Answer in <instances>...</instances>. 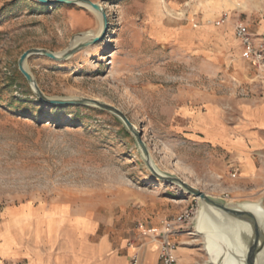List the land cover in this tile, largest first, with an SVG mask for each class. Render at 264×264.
<instances>
[{"label": "rangeland", "instance_id": "obj_1", "mask_svg": "<svg viewBox=\"0 0 264 264\" xmlns=\"http://www.w3.org/2000/svg\"><path fill=\"white\" fill-rule=\"evenodd\" d=\"M91 1L103 7L107 27L83 6L0 0V264H19L11 258L18 226L39 207L91 214L100 223L92 240H125L134 255L159 245L164 222L199 202L153 175L115 114L39 99L19 69L29 50L62 53L76 37L98 35L65 60L27 58L43 93L120 109L160 172L212 197L227 193L234 178L226 151L199 140L191 124L212 103L217 113L244 97L234 26L241 20L255 31L264 0ZM175 238L195 249L196 264L208 260L194 231Z\"/></svg>", "mask_w": 264, "mask_h": 264}, {"label": "crops", "instance_id": "obj_2", "mask_svg": "<svg viewBox=\"0 0 264 264\" xmlns=\"http://www.w3.org/2000/svg\"><path fill=\"white\" fill-rule=\"evenodd\" d=\"M250 31L264 39V18L255 31L251 28ZM236 50L239 72L247 77L244 97L232 101L224 110L217 107V113L212 103L211 112L208 109L204 115H196L191 131L202 142L222 147L229 163L239 167V172L229 180L228 192L219 198L264 205V83L256 74L248 75L250 67L244 61L242 46ZM198 207L199 202L197 211ZM42 210V207L33 209L18 226L17 246L11 258L19 264H128L133 256L125 240H112L107 235L92 240L100 223L91 214L76 216L66 208L59 212ZM193 230L195 233L194 227ZM200 238L205 251L204 239ZM205 253L208 260L204 264H208L209 256ZM197 255L195 249L180 246L176 259L178 264H196ZM158 256L159 245L151 244L141 254V264H159Z\"/></svg>", "mask_w": 264, "mask_h": 264}, {"label": "water", "instance_id": "obj_3", "mask_svg": "<svg viewBox=\"0 0 264 264\" xmlns=\"http://www.w3.org/2000/svg\"><path fill=\"white\" fill-rule=\"evenodd\" d=\"M37 1L50 5L66 4L90 7L101 14L104 25L103 28L107 27V17L103 7L91 0ZM100 39L101 37H95L84 42L83 45L78 44L75 47L67 50L61 57H58L56 53H52L43 49L29 50L21 56L19 60V69L27 79L33 92L45 103L52 105H69L77 103L88 104L115 114L135 136L136 141L143 152L147 166L153 175L161 181L178 185L189 195L199 200L198 211L192 227H194L196 232L204 239V247L209 256L208 264H260L259 255L264 251V227L262 226L256 213L242 208L239 206L241 203L228 202L225 199L212 197L211 195L205 193L204 191L189 184L179 177L165 175L164 173L160 172L152 162L151 156L149 155V151L142 139L141 133L120 109L112 105L102 103L98 100L83 99L80 101H72L49 98L43 93L35 78L26 69V60L31 55H44L54 60H65L79 49L87 47L90 44H94ZM258 203L264 208L262 202ZM217 214H220L222 217L233 219V225L227 224L225 230L223 228H219L209 234L203 231V218L208 217L209 219L215 220L217 218ZM209 238L214 243L211 250H208L206 247V242Z\"/></svg>", "mask_w": 264, "mask_h": 264}, {"label": "built area", "instance_id": "obj_4", "mask_svg": "<svg viewBox=\"0 0 264 264\" xmlns=\"http://www.w3.org/2000/svg\"><path fill=\"white\" fill-rule=\"evenodd\" d=\"M234 32L236 39L243 48L244 59L256 70L258 78L264 83V39L253 34L248 24L241 20L235 24ZM232 172L235 176L239 172V167L233 165ZM225 198H228V195H225ZM196 213L197 208L192 205L178 217L164 222L163 231L156 235V238L159 239V264H178L176 252L181 246V242L175 237L182 233H192L194 231L192 224ZM141 262V254L136 253L131 257L129 264H141Z\"/></svg>", "mask_w": 264, "mask_h": 264}, {"label": "bare ground", "instance_id": "obj_5", "mask_svg": "<svg viewBox=\"0 0 264 264\" xmlns=\"http://www.w3.org/2000/svg\"><path fill=\"white\" fill-rule=\"evenodd\" d=\"M85 7V6H84ZM89 10H91L101 21H102V16L99 12L95 11L94 9L90 8V7H86ZM229 19H224L221 21V23L225 24L226 22H228ZM103 29V27H101ZM235 29V26H234ZM100 34V32H99ZM98 36V35H97ZM91 34H87L84 36H78L76 37V39L73 41L71 48L75 47L76 45L84 42V41H88L90 39H93L94 37H97ZM238 41V40H237ZM239 42V41H238ZM240 43V42H239ZM241 45V43H240ZM65 52L62 53H56L58 57L63 56ZM239 206H241L242 208L246 209V210H250L253 211L254 213H256V215L259 217V220L262 224V226L264 227V208L258 203H254V202H243L241 203ZM217 218L214 220L209 219L208 217L203 218V226H202V230L205 231L206 233H212L214 230L216 229H221L223 228L225 230V228L227 227L226 225H233V219L228 218V217H222L220 214H217L216 216ZM218 219V220H217ZM155 232V230L153 231ZM196 233V232H195ZM199 237H201L198 233H196ZM213 241L209 238L207 239L206 242V247L208 248V250H211L213 247ZM206 251V249H205ZM207 252V251H206ZM232 261V260H231ZM259 263L260 264H264V251L259 255Z\"/></svg>", "mask_w": 264, "mask_h": 264}]
</instances>
